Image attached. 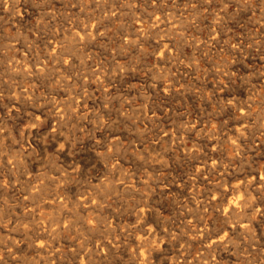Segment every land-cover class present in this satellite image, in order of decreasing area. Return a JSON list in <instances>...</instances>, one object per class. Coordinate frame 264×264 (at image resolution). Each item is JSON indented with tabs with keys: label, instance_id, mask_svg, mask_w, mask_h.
Returning a JSON list of instances; mask_svg holds the SVG:
<instances>
[{
	"label": "rangeland",
	"instance_id": "374dc122",
	"mask_svg": "<svg viewBox=\"0 0 264 264\" xmlns=\"http://www.w3.org/2000/svg\"><path fill=\"white\" fill-rule=\"evenodd\" d=\"M208 263L264 264V0H0V264Z\"/></svg>",
	"mask_w": 264,
	"mask_h": 264
},
{
	"label": "bare ground",
	"instance_id": "6f19581e",
	"mask_svg": "<svg viewBox=\"0 0 264 264\" xmlns=\"http://www.w3.org/2000/svg\"><path fill=\"white\" fill-rule=\"evenodd\" d=\"M96 28V27H95ZM96 37V36H95ZM244 63V62H243ZM44 68V67H43ZM32 84V83H31ZM40 113V112H39ZM246 129V128H245ZM187 147V146H186ZM206 148V147H205ZM63 152V151H62ZM105 159V158H104ZM192 165V164H191ZM207 178V177H206ZM208 181V180H207ZM235 181V180H233ZM226 183V182H224ZM245 184V183H244ZM246 185V184H245ZM251 185V184H250ZM244 186V185H243ZM246 189V188H245ZM237 190V189H236ZM241 190V189H240ZM247 190V189H246ZM238 191V190H237ZM229 192V191H228ZM240 193V192H239ZM247 197V196H246ZM225 199V198H224ZM242 199V198H241ZM256 199V198H255ZM206 200V199H205ZM250 200V199H249ZM220 201V200H219ZM226 201V200H225ZM247 202V201H246ZM244 205V204H243ZM242 208V207H241ZM235 210V209H234ZM236 211V210H235ZM250 213V212H249ZM234 214V213H233ZM250 215V214H249ZM246 216V215H245ZM248 216V215H247ZM243 218V217H242ZM245 220V219H244ZM251 223V222H249ZM77 224V223H76ZM238 228V227H237ZM241 229V228H240ZM166 230V229H165ZM246 230V229H245ZM237 231V230H236ZM148 234V233H147ZM262 234V233H261ZM213 241V240H212ZM94 244V243H93ZM72 246V245H71ZM106 247V246H105ZM144 253V252H143ZM221 256V255H220ZM228 257V256H227ZM94 259V258H93ZM96 260V259H95ZM209 264V263H208Z\"/></svg>",
	"mask_w": 264,
	"mask_h": 264
}]
</instances>
